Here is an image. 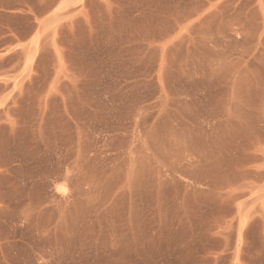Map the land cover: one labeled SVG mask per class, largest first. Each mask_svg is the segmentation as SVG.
I'll use <instances>...</instances> for the list:
<instances>
[{
  "label": "rangeland",
  "instance_id": "obj_1",
  "mask_svg": "<svg viewBox=\"0 0 264 264\" xmlns=\"http://www.w3.org/2000/svg\"><path fill=\"white\" fill-rule=\"evenodd\" d=\"M79 1L50 16L0 109V166L29 163L14 177L36 180L6 261L264 264V0ZM20 2L40 15L58 0ZM224 44L240 58L211 76L210 125L189 114L146 134L160 75L171 85Z\"/></svg>",
  "mask_w": 264,
  "mask_h": 264
},
{
  "label": "crops",
  "instance_id": "obj_2",
  "mask_svg": "<svg viewBox=\"0 0 264 264\" xmlns=\"http://www.w3.org/2000/svg\"><path fill=\"white\" fill-rule=\"evenodd\" d=\"M75 1L58 0L54 6L38 15L29 5L22 4L20 0H0V109L8 103L6 91L12 90L14 81L17 83L16 86H21L26 77L33 72L43 48L50 44L49 33L45 32L50 16L56 10L70 11L72 8L70 2L73 4ZM73 6L79 7L80 1L78 0ZM23 31H25L24 35ZM227 37L228 40H234L232 35ZM224 47L225 44L220 49L215 47L213 50H208L213 60L194 62L175 71L173 73L175 81L171 85L166 81L164 74L160 75L161 81L157 84L158 92L154 106L155 116L152 123L147 126L146 134L153 131L160 132L164 125H169L171 130L178 129L179 122L190 123L189 114L194 116L191 128L205 130L210 125V119L207 118L206 113L208 89L212 85L211 76L218 69H226L229 62L240 58L237 52L236 54L229 52ZM10 58H17L19 61L16 64L6 63L5 59ZM161 135L170 136L163 133ZM30 166L29 163L0 166V215L4 216L0 219V228L6 226L10 231L8 238H4L0 232V264H15L6 261L5 250L22 242V239L14 233L30 224V219L35 216V213L31 211L30 195L36 180L14 177L15 172L29 169ZM5 178H10L8 183L2 182ZM18 188H23L26 195H15L14 190ZM9 215H16L18 220L7 221L5 216ZM33 252L34 259L30 264H39L41 260L43 261V254L37 250ZM12 255L18 257V253L14 250Z\"/></svg>",
  "mask_w": 264,
  "mask_h": 264
}]
</instances>
